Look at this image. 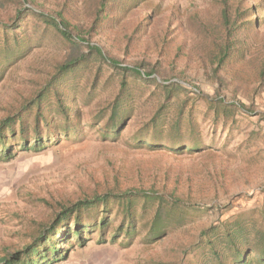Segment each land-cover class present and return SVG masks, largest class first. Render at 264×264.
Segmentation results:
<instances>
[{
  "label": "rangeland",
  "instance_id": "rangeland-1",
  "mask_svg": "<svg viewBox=\"0 0 264 264\" xmlns=\"http://www.w3.org/2000/svg\"><path fill=\"white\" fill-rule=\"evenodd\" d=\"M96 1L0 0V27L13 24L26 12L16 31L31 39L16 58L6 63L2 58L0 121L41 91L69 52L64 38L26 9L54 17L59 12L74 32V26H89ZM230 3V8L240 5V9L255 5L257 20L250 26L244 59L228 62L217 72L216 46L225 35L220 0H138L123 10L112 7L109 19L91 32L90 41L124 65L150 70L149 77L158 82H180L184 89L168 100V115L175 116L182 102H186L184 112L193 104L205 151L170 155L132 148L131 134L163 101L154 83H133L137 87L133 116L118 139H103L96 126L84 127L118 91V76L109 77L113 72L106 65L96 75L89 62L67 81L72 92L66 103L80 112L79 136L59 138L39 151L22 149L10 161L0 160V258L20 251L66 202L95 190L176 187L184 202L206 208L196 210L188 223L155 242L145 239L144 226L132 239L108 236L100 241L95 232L83 246L70 250L65 260L53 264H189L197 258L191 247L203 228L264 206V73L260 77L264 0ZM2 36L0 29V41ZM205 97L243 103L247 110L239 106L235 127L214 126L211 115L202 117Z\"/></svg>",
  "mask_w": 264,
  "mask_h": 264
},
{
  "label": "trees",
  "instance_id": "trees-1",
  "mask_svg": "<svg viewBox=\"0 0 264 264\" xmlns=\"http://www.w3.org/2000/svg\"><path fill=\"white\" fill-rule=\"evenodd\" d=\"M137 1L97 0L89 26L86 29L74 26L75 33L69 30L72 28L71 23L65 21L59 12L54 17L26 9L46 29L64 38L69 52L55 68L46 86L26 98L17 112L0 121V160L10 161L22 149L39 151L56 143L59 138L79 136L82 127L80 112L66 103L72 92V84L68 85L67 81L89 62L94 64L96 75H99L102 65L111 69L113 73L109 77L118 76V91L84 127L96 126L103 139H118L133 116L137 91L134 84L154 83L163 95V101L131 134L129 144L134 149L151 152L164 150L170 155L205 151L204 137L193 104L184 112L186 102H182L177 105L175 116L168 115V100L173 93L184 89L180 82H158L156 78L149 77L152 74L150 70L143 72L138 64L124 65L122 60L101 48L98 43L90 41L91 32L97 31L109 19L112 7L123 10ZM220 1L223 5L221 24L225 35L216 46V72L228 62H241L244 59L250 46L249 29L257 20L253 16L255 5L244 9H240V5L230 8L228 0ZM118 4L124 6L117 7ZM228 10L232 13L228 14ZM25 14L21 13L13 24L0 27L3 32L0 41V69L5 65L2 58L6 60L5 63L9 62L31 43L24 32L16 31ZM263 73L264 65L260 69V77H263ZM204 102L206 106L202 117L211 115L214 126L218 123L237 126L235 115L238 114L239 106L246 109L243 103H228L219 97H205ZM205 208L200 204L184 202L177 194L176 187L169 191L152 187L91 191L62 205L52 218L37 228L31 240L20 251L3 255L0 264L60 262L67 258L68 252L75 246H83L95 232L100 241L106 240L108 236L111 240L118 237L132 239L139 226H144L145 239L155 242L167 232L188 223L193 218V212ZM63 244L67 248L62 247ZM191 248L196 251L197 258L189 264H264V206L237 213L231 218L216 220L199 232Z\"/></svg>",
  "mask_w": 264,
  "mask_h": 264
},
{
  "label": "crops",
  "instance_id": "crops-1",
  "mask_svg": "<svg viewBox=\"0 0 264 264\" xmlns=\"http://www.w3.org/2000/svg\"><path fill=\"white\" fill-rule=\"evenodd\" d=\"M0 260H1V258H0Z\"/></svg>",
  "mask_w": 264,
  "mask_h": 264
}]
</instances>
